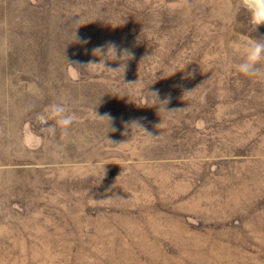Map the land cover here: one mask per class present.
Listing matches in <instances>:
<instances>
[{"label":"rangeland","instance_id":"obj_1","mask_svg":"<svg viewBox=\"0 0 264 264\" xmlns=\"http://www.w3.org/2000/svg\"><path fill=\"white\" fill-rule=\"evenodd\" d=\"M254 39L241 0H0V264H264Z\"/></svg>","mask_w":264,"mask_h":264},{"label":"clouds","instance_id":"obj_2","mask_svg":"<svg viewBox=\"0 0 264 264\" xmlns=\"http://www.w3.org/2000/svg\"><path fill=\"white\" fill-rule=\"evenodd\" d=\"M241 7L248 13L249 23L255 29L257 26L264 24V0H241ZM240 56L239 62L234 65L235 71L250 77H264V67L261 62L264 61V39H254L244 42L242 48L234 49ZM156 99L155 92H148ZM53 111L58 119L57 124L62 128H68L73 123V116L66 113L65 108L54 106Z\"/></svg>","mask_w":264,"mask_h":264}]
</instances>
